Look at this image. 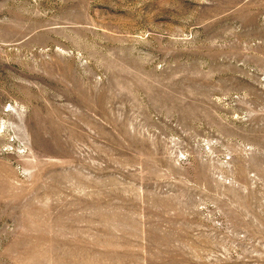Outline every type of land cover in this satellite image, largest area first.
Instances as JSON below:
<instances>
[{"label":"rangeland","instance_id":"rangeland-1","mask_svg":"<svg viewBox=\"0 0 264 264\" xmlns=\"http://www.w3.org/2000/svg\"><path fill=\"white\" fill-rule=\"evenodd\" d=\"M0 264H264V0H0Z\"/></svg>","mask_w":264,"mask_h":264}]
</instances>
